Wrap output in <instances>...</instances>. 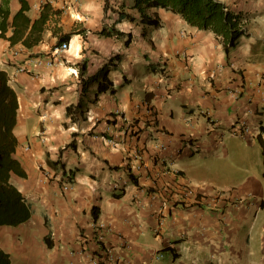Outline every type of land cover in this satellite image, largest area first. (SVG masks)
<instances>
[{
    "label": "crops",
    "instance_id": "crops-1",
    "mask_svg": "<svg viewBox=\"0 0 264 264\" xmlns=\"http://www.w3.org/2000/svg\"><path fill=\"white\" fill-rule=\"evenodd\" d=\"M108 1L116 10L123 0ZM220 1L248 30L229 56L214 32L163 8L149 11L158 28L118 23L133 34L126 45L99 34L117 16L106 0H0L9 11L0 70L18 95L15 157L26 172L13 181L33 211L17 227H0L14 264H230L233 256L264 264L262 154L259 169L230 189L237 140L260 146V132L264 139V0ZM68 34L52 67L35 63ZM116 54L115 91L71 122L66 109L82 94L81 64L91 78ZM240 121L248 131L232 136ZM94 206L110 228L113 260L101 258L94 239ZM253 248L259 259L251 260Z\"/></svg>",
    "mask_w": 264,
    "mask_h": 264
},
{
    "label": "trees",
    "instance_id": "trees-1",
    "mask_svg": "<svg viewBox=\"0 0 264 264\" xmlns=\"http://www.w3.org/2000/svg\"><path fill=\"white\" fill-rule=\"evenodd\" d=\"M159 8L179 14L186 22L200 30L214 32L222 40L226 56H229L230 52L238 46L241 37L248 33L243 15L230 10L220 0H130V3H127V0H123L119 3L116 10L106 0L105 10L111 9L117 16L112 24H105L99 34L107 37L116 36L119 39H124L125 44L129 45L133 39V34L119 30L116 25L128 20L136 22L140 26H154L158 28L161 25L158 16L156 13L151 14L149 11ZM134 12H137L139 16L135 17ZM8 14V9L3 8L0 3V31L2 33L7 28L5 19ZM69 38L70 34L61 37L60 41L65 42ZM119 58L120 55L116 54L91 78L87 79H84L87 75V65L85 62L81 64L79 75L83 78L82 94L77 103L69 104L66 109L67 116L71 119V122L80 123L86 120L88 112L87 103L95 102L101 93L108 90L111 92L115 91L109 72L112 69L111 65H115V61ZM92 87H95V89H91ZM88 92L89 94H87ZM18 107V95L8 83L6 73L0 70V227H17L29 221L33 214L28 199L13 181L14 175L20 177L26 176L21 162L15 157L19 143L15 134ZM261 129L263 131V126H261ZM257 142L261 146L263 161L262 177L264 179V139L262 132L258 134ZM69 145H75L74 141ZM132 171L133 169L129 167V176L137 183L136 176L133 175ZM71 176L70 172V179H72ZM98 210L97 206L92 208L95 220L98 219ZM44 242L48 248L53 247L50 232L44 236ZM0 264H14L11 254L1 246Z\"/></svg>",
    "mask_w": 264,
    "mask_h": 264
},
{
    "label": "rangeland",
    "instance_id": "rangeland-1",
    "mask_svg": "<svg viewBox=\"0 0 264 264\" xmlns=\"http://www.w3.org/2000/svg\"><path fill=\"white\" fill-rule=\"evenodd\" d=\"M237 141L238 143H236L235 148L240 152V156H234L232 153L230 154V189H233L232 185L235 182H239L241 179H244L246 176L259 169L258 160L261 156L260 146L258 144L255 146L240 139ZM254 245L255 244H253V246ZM255 247L256 246H254V248ZM254 248L250 251L251 260L260 258V255L256 253ZM230 260V264H243V260L235 258L234 256L230 258Z\"/></svg>",
    "mask_w": 264,
    "mask_h": 264
},
{
    "label": "built area",
    "instance_id": "built-area-1",
    "mask_svg": "<svg viewBox=\"0 0 264 264\" xmlns=\"http://www.w3.org/2000/svg\"><path fill=\"white\" fill-rule=\"evenodd\" d=\"M68 47H69V44L67 42H62L60 45H58L55 48H53L52 55H51L52 57L51 58L46 59V60H42V59L36 60L35 63H37V64L45 63L46 66L52 67L55 64V62L57 61V57L62 52L66 51ZM24 70H25V67H20L17 71H24ZM238 124H239V126L237 128H235V129H233L230 132V134L232 136L243 134V133L248 131V128H247L246 123L244 121H240V123H238ZM189 147L192 148V149H196V145L193 144V143H189ZM136 159L141 161V159H142L141 154H138L136 156ZM140 167H141L140 165H138V166L136 165L135 166L136 170H139ZM70 184L71 183L64 181L62 189L65 190V191L70 189L71 188ZM215 194H217V193H215ZM92 226H93V229H94V239L99 244L100 251H101V254H102L101 258L103 260H107V259L113 260L114 257H115L113 249L111 247H107L105 245L106 234L110 230L109 226L106 223H104L102 221L100 222L98 220H95L93 222ZM161 257H162V254H158L156 256L157 259H159Z\"/></svg>",
    "mask_w": 264,
    "mask_h": 264
}]
</instances>
